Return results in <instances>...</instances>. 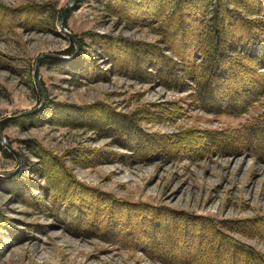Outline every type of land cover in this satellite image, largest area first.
<instances>
[{"label":"rangeland","instance_id":"obj_1","mask_svg":"<svg viewBox=\"0 0 264 264\" xmlns=\"http://www.w3.org/2000/svg\"><path fill=\"white\" fill-rule=\"evenodd\" d=\"M70 1L0 0V5L10 9L34 5L42 11L36 17L33 10L0 14V264H166L147 254L145 233L139 234L140 242L136 241L138 232L125 240L122 234L130 233L126 228L133 222L141 225L149 218L158 219L152 230L160 227V221L164 229L174 221L182 225L180 215L191 220L200 216L223 220L226 226L219 228L223 233L264 256V239L257 236L264 233V223L257 220L264 218V161L253 155V149L179 159H165L155 151L147 156L136 151L132 134L118 133L101 123L107 107L127 115L138 111L133 127L156 137H174L186 129L230 131L264 118V96L240 116L211 114L189 97L190 90L140 82L117 71L110 59L119 50L129 56L123 70L135 65L120 38L165 48L157 32L161 29L158 22L136 25L134 21L149 18L150 0H76L63 21L75 42L59 27ZM163 8L161 5L158 11L166 12ZM159 12L155 15L158 20L165 16ZM101 37L108 43V51L98 43ZM112 39L119 44H112ZM71 46L73 54H66ZM80 50L97 65V78L90 72L81 77L80 71L74 77L62 64L73 61ZM44 54L69 58L41 57L39 88L34 69ZM87 107L94 113L85 111ZM75 108L83 113L76 114ZM71 117L78 120L67 122ZM96 124L99 126L94 127ZM35 163L45 174L64 171L68 183L59 187H65L61 192L80 186V191L91 189L103 196L93 224H89L94 235L80 233L64 218L63 205L51 202L55 190L42 179ZM19 172L44 187L42 196L36 197L37 206L30 200L21 201L2 185V179ZM84 192L80 197L88 198V191ZM137 206L149 209L140 212ZM158 208V214L150 212ZM168 209L178 213V219L164 216ZM179 235L193 239L191 232ZM233 261L210 259L208 263Z\"/></svg>","mask_w":264,"mask_h":264},{"label":"trees","instance_id":"obj_2","mask_svg":"<svg viewBox=\"0 0 264 264\" xmlns=\"http://www.w3.org/2000/svg\"><path fill=\"white\" fill-rule=\"evenodd\" d=\"M150 4L151 10L147 9L150 12L149 18L144 17L142 20L134 21L136 25H155L158 22L161 29L157 32L165 48L158 44L120 38L122 44L129 48L128 52L134 58L135 65L133 69L123 70L129 56L125 57L122 50H119L116 57L110 56V62L117 71L125 72L140 82L159 83L177 91L190 90L189 97L198 104L199 108L211 114L240 116L252 103L264 96V0H166L165 4H161L167 9L166 12L158 11L161 5L156 0H150ZM30 10L35 11L33 14L35 17L38 15L37 11L39 14L42 13L40 6L28 5L10 9L0 5V14L5 15L21 11L26 13ZM49 10L55 12L54 9ZM158 12L165 16L158 20L155 16ZM51 13L50 16L53 14ZM154 19H157L156 23ZM112 40V44L113 42L119 44L116 40ZM97 41L100 42L103 50L107 48L108 43L102 37ZM165 49L170 53H166ZM73 51L71 46L64 52L71 55ZM84 51L80 50L73 61L62 64L69 68L70 74L74 77L77 76L76 72L80 71L81 77L89 76L84 72H90L97 78L99 69ZM105 109L107 114L102 119V126L124 135L132 134V138L137 141L136 151L145 152L147 156L155 151L165 159H179L184 155L193 158L196 157L195 154H198V157L214 153L235 154L250 147L253 149V155L264 161V118L254 119L244 124L242 128L230 131L186 129L174 134V137L161 135L156 137L133 127L138 111L127 115L116 113L107 107ZM90 110L92 109L88 107L85 109L89 113H94V110L93 112ZM75 111L76 114L83 113L80 108H75ZM87 112L85 115H88ZM76 119L78 120L71 117L67 122ZM81 124L86 125L87 122L81 121ZM187 149H190L189 152ZM35 166L38 173L43 176L42 179L50 183L51 189L55 190L51 192L53 197L51 202H60L63 205L60 211L64 218L68 222H73L74 228L81 230L80 233L93 234L94 230L89 224H93L92 219L96 216V211L104 199L103 196L94 190L84 188L88 191V198L85 195L81 198L80 193L84 191H80L82 189L80 186L61 192L65 187L60 189L59 187L63 182L64 185L67 182L64 171L60 168L62 171L45 174L44 168L39 169L37 163ZM45 166L49 167L47 164ZM2 183L20 197L21 201L30 200L29 203H33L34 206L38 205L36 197L43 194L40 191L44 187L32 182L22 172L9 179H2ZM34 189L39 190V193L34 195L32 193ZM65 192L66 197H62ZM137 207L140 212L149 209L147 207V210L143 211L144 206ZM150 212L156 215L160 209ZM163 215L172 220L179 217L178 213L171 209L166 210ZM180 216L183 224L179 225L174 221L167 225L171 230H168L167 226L164 229L162 221L158 225L159 228L152 230L155 222H158L157 218V220L151 218L142 220L144 223L142 224L141 221V225L133 222L126 228L131 230L130 233L122 234L123 240L133 232H138L136 241L140 242L139 234L145 233L147 240L144 243L147 245L143 248L147 254L163 260L166 264H210L208 263L210 259H232L234 260L232 264H264V256L260 252L237 242L219 229L224 228L223 220L217 221L203 216L191 220L188 216ZM258 220L264 223V218ZM2 222L3 220L0 219V225L3 224ZM251 223L256 224V222ZM230 224H233V221H230ZM190 232L193 235L190 241L186 240L185 236L179 235ZM208 235L214 238H204ZM257 236L264 239L262 232ZM179 239L182 242L176 243ZM221 247L222 249L219 250Z\"/></svg>","mask_w":264,"mask_h":264},{"label":"water","instance_id":"obj_3","mask_svg":"<svg viewBox=\"0 0 264 264\" xmlns=\"http://www.w3.org/2000/svg\"><path fill=\"white\" fill-rule=\"evenodd\" d=\"M74 3H76V0H71V1L68 3V5L63 9L62 14H61V17H60V20H59V27H60V29H61L62 31H64V32H66L67 35H68V37H69L73 42H75V40H74L72 34H71L70 32H68V31L66 30V28L63 26V21H64V19H65V16H66L67 11L69 10L70 7L73 6ZM43 56H49V57H53V58H57V59H61V60H62V59H67V58H69V57H64V56H60V55H56V54H44V55L40 56V57L37 59V63H36L35 69H34V78H35L36 83H37V85L39 86V88H40V83H39V74H38V63H39L40 58L43 57ZM27 112H28V111H27ZM11 174H12V173H7L6 175H11Z\"/></svg>","mask_w":264,"mask_h":264},{"label":"bare ground","instance_id":"obj_4","mask_svg":"<svg viewBox=\"0 0 264 264\" xmlns=\"http://www.w3.org/2000/svg\"><path fill=\"white\" fill-rule=\"evenodd\" d=\"M3 21H4V20H3ZM1 22H2V21H1ZM178 105H179V104H178ZM139 110H140V109H139ZM111 193H112V192H111ZM104 202H105V201H104ZM97 203H98V202H97ZM128 207H129V206H128ZM160 207H161V206H160ZM158 209H159V208H158ZM163 209H164V208H163ZM94 210H95V209H94ZM108 212H109V211H108ZM91 213H92V212H91ZM153 214H154V213H153ZM67 217H68V216H67ZM90 217H92V216H90ZM90 217H89V218H90ZM185 217H186V216H185ZM261 217H262V216H261ZM125 218H126V217H125ZM65 219H66V218H65ZM208 219H209V218H208ZM204 220H205V219H204ZM257 220H258V219H257ZM233 221H234V220H233ZM261 221H262V220H261ZM82 222H83V221H82ZM84 222H85V221H84ZM206 222H207V221H206ZM250 222H251V221H250ZM250 222H249V223H250ZM234 223H235V222H234ZM101 225H102V224H101ZM260 225H261V224H260ZM93 226H94V225H93ZM143 226H144V225H143ZM197 226H198V225H197ZM197 226H196V227H197ZM232 226H233V225H232ZM242 226H243V225H242ZM96 228H97V227H96ZM231 228H232V227H231ZM231 228H230V229H231ZM100 230H101V229H100ZM105 230H106V229H105ZM232 230H233V229H232ZM237 230H238V229H237ZM98 232H99V231H98ZM205 232H206V231H205ZM214 232H215V231H214ZM202 233H203V232H202ZM93 235H94V234H93ZM109 235H110V234H109ZM217 238H218V237H217ZM113 239H114V238H113ZM221 239H222V238H221ZM108 240H109V239H108ZM219 240H220V239H219ZM224 241H225V240H224ZM106 242H107V241H106ZM195 242H196V241H195ZM202 242H203V241H202ZM217 242H218V241H217ZM207 244H208V243H207ZM220 244H221V243H220ZM211 249H212V248H211ZM241 257H242V256H241ZM197 260H198V259H197Z\"/></svg>","mask_w":264,"mask_h":264}]
</instances>
